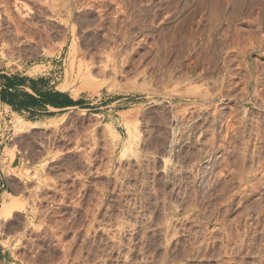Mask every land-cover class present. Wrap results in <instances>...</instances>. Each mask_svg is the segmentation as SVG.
<instances>
[{
  "label": "rangeland",
  "instance_id": "rangeland-1",
  "mask_svg": "<svg viewBox=\"0 0 264 264\" xmlns=\"http://www.w3.org/2000/svg\"><path fill=\"white\" fill-rule=\"evenodd\" d=\"M0 61L80 97L12 121L46 151L19 264L81 261L44 228L76 209L83 264H264V0H0Z\"/></svg>",
  "mask_w": 264,
  "mask_h": 264
},
{
  "label": "crops",
  "instance_id": "crops-1",
  "mask_svg": "<svg viewBox=\"0 0 264 264\" xmlns=\"http://www.w3.org/2000/svg\"><path fill=\"white\" fill-rule=\"evenodd\" d=\"M5 65L0 61V264H19L23 252L17 240L36 225L40 217L36 208L38 203L31 198L35 187L31 173L42 163L46 151L40 142L22 144L19 137L26 131L15 133L12 121L18 117L21 122L31 124V128H38L59 119L60 112L76 108L72 105L80 97L57 86L52 87L43 73L29 74L15 68L9 73ZM49 91L60 95L47 98L44 94ZM63 94H67L71 101ZM232 188L228 187L227 191ZM63 214L53 211L45 216V231L47 228L74 227L77 257L81 254V261L76 260V264H83L84 245L80 240L90 223L94 229L98 216L94 210L85 213L76 209L70 212L71 220L67 223Z\"/></svg>",
  "mask_w": 264,
  "mask_h": 264
},
{
  "label": "bare ground",
  "instance_id": "bare-ground-1",
  "mask_svg": "<svg viewBox=\"0 0 264 264\" xmlns=\"http://www.w3.org/2000/svg\"><path fill=\"white\" fill-rule=\"evenodd\" d=\"M217 16H218V15H215V16H214V17H215V19H217Z\"/></svg>",
  "mask_w": 264,
  "mask_h": 264
}]
</instances>
